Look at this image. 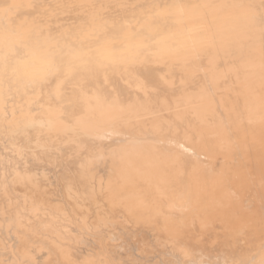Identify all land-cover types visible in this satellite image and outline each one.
I'll use <instances>...</instances> for the list:
<instances>
[{
	"label": "bare ground",
	"instance_id": "1",
	"mask_svg": "<svg viewBox=\"0 0 264 264\" xmlns=\"http://www.w3.org/2000/svg\"><path fill=\"white\" fill-rule=\"evenodd\" d=\"M207 1L0 0V264L264 259L263 93L241 140ZM228 1L264 50V0Z\"/></svg>",
	"mask_w": 264,
	"mask_h": 264
},
{
	"label": "flooded vegetation",
	"instance_id": "2",
	"mask_svg": "<svg viewBox=\"0 0 264 264\" xmlns=\"http://www.w3.org/2000/svg\"><path fill=\"white\" fill-rule=\"evenodd\" d=\"M229 1L228 0H219V1H217V0H208L207 1V4H206V6H205V11H201L199 14V18H197V17H195L194 15L192 16V15H190V17H193V18H197V19H195V22H196V20H198L199 21V23L201 22L202 24H207L208 22H211V23H213L216 27H213V28H210V26H209V23H208V28H207V31L204 33L205 35H204V37L205 38H208L209 39V41L211 42H208V43H206L205 45L207 46V48H209V49H204V50H206V51H208V50H211V52H210V55H211V53H212V50L213 49H211L210 47H212V48H214V50H213V56L212 57H214L216 60L215 61H217V59H218V61L220 62V57L218 58V56H220L221 54L223 55V58H225L226 60H228L229 59V61H231V62H233L234 63V65H232L233 67L231 68V69H235L233 72H234V74H233V77L234 78H236V86H237V88H239V90H240V95H244L245 97H246V99H247V102H246V105L248 106V108H250V110L248 109V112H250V114L254 117V115L255 114H257L256 112H258V111H260V109L258 110V111H256L258 108H256V107H258L257 105H258V102H257V99L255 100V98H257V96L255 97L254 96V92L255 91H257V92H255L256 94H259L260 95V93H262L261 91L262 90H264V89H262V88H264V87H262L261 86V84L262 85H264V83H263V75H264V50H263V48L261 47L260 49H258V48H255L254 46H253V48H252V46H251V40H252V36H250V33L248 32V30H246V28H245V30H243L242 29V27L239 25V27H240V29H239V27H238V25H237V23H234L235 22V19H236V16H234V17H232L231 19L229 18V20L227 19V15H224V13L223 14H221L224 10H229V9H231V7L233 6V5H231V7L229 6V3H228ZM228 5V6H227ZM220 13V14H219ZM227 13V12H226ZM187 15H189V13H187ZM220 15V16H219ZM219 16V17H218ZM221 16H224L223 18H225V19H220V18H222ZM225 16H227V17H225ZM186 21L185 22H182V27L184 28V26H185V24L184 23H188V24H190V22L188 21V19H189V16H186ZM203 19V20H202ZM217 19H218V21H217ZM201 20V21H200ZM227 20V21H226ZM220 21V22H219ZM234 24V27H233V24ZM184 24V25H183ZM232 25V27H231V25ZM237 28V29H236ZM245 31V32H244ZM207 32H209V33H207ZM245 33L247 34V37H249L248 39H247V37H246V35H245ZM208 35V36H207ZM249 35V36H248ZM217 37V38H216ZM218 37H220V39L218 40ZM210 38L212 39V40H210ZM246 38V39H245ZM213 39H215V40H213ZM254 39V38H253ZM249 40V41H248ZM242 41H244V43L242 42ZM251 41V42H250ZM211 45H210V44ZM213 43V44H212ZM223 44V46H221L220 47V44ZM234 43V44H233ZM240 43V44H239ZM241 43L243 44L242 46H241ZM250 43V44H249ZM217 44H218V46H217ZM210 47H209V46ZM213 45V46H212ZM236 46H237V50L239 49V53L241 54H239L238 52H236L235 54L237 55V53L240 55V57H239V55H237L239 58H241L242 56H244V57H242L241 59H239L238 57H235V55H234V57H231V51H233V50H235V51H237L236 50ZM245 46V47H244ZM249 46V47H248ZM233 47H235V48H233ZM241 47V48H240ZM248 48V51H250L251 52V57H250V59H249V56L250 55H247V56H245V54H244V52L245 53H247V54H249V52L248 51H244V50H247V48ZM220 50H219V49ZM253 50H252V49ZM243 51H242V50ZM217 50H219V51H217ZM227 52H226V51ZM230 50V51H229ZM241 50V51H240ZM256 50H257V52H256ZM223 51H225L224 53L225 54H227L228 52L230 53V57H229V54H227V55H225L224 53H223ZM263 51V52H262ZM216 52V53H215ZM242 52V53H241ZM252 52H255V53H252ZM221 53V54H220ZM262 53V54H261ZM216 54H218V56H217V58H216ZM220 54V55H219ZM244 54V55H243ZM253 54V55H252ZM255 54V55H254ZM257 54H259V57H258V55ZM215 55V56H214ZM225 55V56H224ZM260 55H263L262 57L260 56ZM210 56V60H212V59H214V58H212ZM229 58H228V57ZM254 56V57H253ZM247 57V58H246ZM256 57V58H255ZM212 58V59H211ZM234 58H237V60L236 59H234ZM245 58V59H244ZM251 58H253V59H251ZM255 58V59H254ZM263 58V59H262ZM256 59H261L260 61L259 60H256ZM235 60L236 61H238V62H235ZM247 60H250V61H247ZM254 60V67L251 65V62ZM257 62H256V61ZM262 60H263V63H262ZM213 61V60H212ZM215 61H213V62H211V63H214V64H216V63H219L218 61L217 62H215ZM228 61V62H229ZM246 62H249L248 64L246 63ZM237 63V64H236ZM239 63L241 64V66L242 67H240L239 66ZM245 63V64H244ZM249 64H250V66H249ZM260 64H262V65H260ZM237 65V66H236ZM244 65V66H243ZM245 65H246V67H245ZM258 65V66H257ZM236 68H235V67ZM253 67V68H247V67ZM255 66H256V68H255ZM238 68V69H237ZM241 70H240V69ZM254 68H255V70H254ZM248 69V70H247ZM259 69L261 70V74L259 73V74H257L258 73V71H259ZM238 72H237V71ZM239 71H241L242 73H243V76L245 75V73H246V75L244 76V77H242V73L241 72H239ZM246 71V72H245ZM247 71H248V73H247ZM257 71V72H256ZM237 72V73H236ZM251 72H253L252 73V75L253 74H255V76H256V78H255V80H252L251 81V79H249L250 77H253L252 75H251ZM239 73V74H238ZM237 74H238V76H240V77H238L237 76ZM251 76H250V75ZM257 74V75H256ZM259 75V76H258ZM254 76V77H255ZM258 76V77H257ZM254 77H253V79H254ZM261 78V81H258V82H256V83H258V84H260L259 82H261V84L260 85H256L255 83H253V81L255 82L256 81V79L257 80H259L260 78ZM242 78H243V80L245 79L246 80V78L247 79H249L250 80V82H249V80H247L249 83H250V85L252 86V84H251V82L254 84L251 88H248V86H246V84H249V83H245V81H243V82H241L242 81ZM241 80V81H240ZM246 81V82H247ZM243 83V84H242ZM245 85V86H244ZM235 86V87H236ZM256 86V87H255ZM261 86V87H260ZM246 87V88H245ZM254 87H255V91H252V90H254ZM243 88H245V89H243ZM256 88H261V89H256ZM246 89H250L251 91H252V95H251V93L250 92H247V90ZM234 90V89H233ZM241 90H244V91H241ZM249 90V91H250ZM246 91V92H245ZM247 93L249 94V96L247 95ZM255 94V95H256ZM247 95V96H246ZM251 95V96H250ZM258 95V96H259ZM252 96H254V98H252ZM261 96H263L262 97V99H264V92H263V95H261ZM261 96H259L260 98H261ZM258 97V100L261 102V101H263V100H261L260 98ZM248 98H249V100H251V98L252 99H254L255 100V102H252V100L251 101H249L248 100ZM253 100V101H254ZM248 102H249V104H248ZM251 102H252V104H251ZM255 104H256V107H255ZM262 104H264V101L262 102ZM251 106V107H250ZM262 106V109L264 110V105H261ZM254 108V109H253ZM252 110V111H251ZM197 111V110H196ZM251 120H252V117H251Z\"/></svg>",
	"mask_w": 264,
	"mask_h": 264
},
{
	"label": "rangeland",
	"instance_id": "3",
	"mask_svg": "<svg viewBox=\"0 0 264 264\" xmlns=\"http://www.w3.org/2000/svg\"><path fill=\"white\" fill-rule=\"evenodd\" d=\"M193 1H196V0H187V2L186 3H188V5H192V7L193 6H195L196 4L193 2ZM200 2V1H199ZM197 3V2H196ZM207 26V25H206ZM206 26L205 25H203V26H201L200 25V27H204V28H206ZM230 79H228V82L230 83V85H231V83L234 85V82H235V84H236V78H232L230 81H229ZM205 84H207V83H205ZM239 90V89H238ZM239 92H240V90H239ZM262 93L264 92V90H262L261 91ZM261 94V93H260ZM239 97H240V101H241V106H239L240 107V111H241V113H242V117H244V119L242 120V123H241V127H240V136L242 135V133H241V131H242V129L244 130V128L246 127V125H247V122L246 121H248L249 122V119H247V120H245V116H246V113L248 112V106L246 105V102H247V99H246V97L242 94V95H240L239 94ZM239 101V102H240ZM240 105V104H239ZM226 112V111H225ZM220 114L222 115V113L220 112ZM228 114V111H227V113L226 114H224V115H222V116H225V115H227ZM237 114H238V112H237ZM248 114V113H247ZM235 118L237 119V116L238 115H236L235 114ZM190 117H192L193 118V115H191ZM192 118H190V120L192 119ZM196 119V118H195ZM195 119H192L191 121L193 122ZM239 121V120H238ZM235 122H236V120H235ZM246 123V124H245ZM238 125H239V122H238ZM241 140H242V136H241ZM240 140V141H241ZM243 142V141H242ZM201 157H204V156H201ZM205 160H210V161H212V159H210L209 157H207Z\"/></svg>",
	"mask_w": 264,
	"mask_h": 264
},
{
	"label": "snow or ice",
	"instance_id": "4",
	"mask_svg": "<svg viewBox=\"0 0 264 264\" xmlns=\"http://www.w3.org/2000/svg\"><path fill=\"white\" fill-rule=\"evenodd\" d=\"M260 264H264V259L261 260Z\"/></svg>",
	"mask_w": 264,
	"mask_h": 264
}]
</instances>
